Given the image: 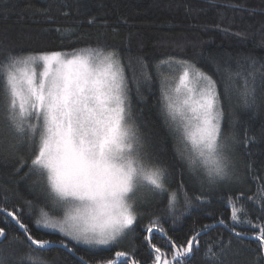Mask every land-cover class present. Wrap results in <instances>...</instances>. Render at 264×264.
Returning <instances> with one entry per match:
<instances>
[{"label": "snow or ice", "instance_id": "snow-or-ice-1", "mask_svg": "<svg viewBox=\"0 0 264 264\" xmlns=\"http://www.w3.org/2000/svg\"><path fill=\"white\" fill-rule=\"evenodd\" d=\"M245 64L243 72L229 69L228 79L242 81L237 91L244 107L251 109L258 106V80L264 85V62L248 57ZM128 66L116 50L100 46L7 52L0 58V103L5 130L13 141L10 148L27 146L30 165L24 175L35 174L43 180L59 214L33 201L26 204L29 209L38 208L34 220L38 230L60 236L57 243L34 235L21 217V209L0 204V215L10 217L24 237L8 238L5 228L0 227V264H52L45 253L53 247L75 256L79 251L113 249L125 239L138 240L141 248L148 249L150 264H185L194 249L200 250L202 233L215 227L203 225L179 244L167 236L162 217L171 214L175 222L193 200H202V195H189L183 180L173 190L167 183L169 169L156 161L155 153L145 151L144 138L132 118ZM154 67L161 76L162 114L178 137L177 153L198 176L201 188L231 183L234 178L241 182L230 155V138L222 128L224 112L217 82L187 59L168 57ZM138 73L132 78L137 83L140 78L152 79V68L143 61H139ZM245 141L253 143L255 137L249 140L245 135ZM20 161L23 167L25 158L21 156ZM249 178L259 181L254 191H237L225 197L230 215L227 221L221 217L217 224L230 236L218 233L205 244L203 264H231L232 236L255 242L256 247L250 243L244 249L252 257L249 264H264V178L255 174ZM145 188L166 194L167 207L161 214L148 213L147 222H141L137 203ZM249 203L259 207L255 219ZM157 234L166 241L167 250L154 243ZM21 244H26V252H19ZM79 260L89 264L83 255ZM98 264L141 261L133 244L129 251L116 250L114 258L101 259Z\"/></svg>", "mask_w": 264, "mask_h": 264}, {"label": "trees", "instance_id": "trees-1", "mask_svg": "<svg viewBox=\"0 0 264 264\" xmlns=\"http://www.w3.org/2000/svg\"><path fill=\"white\" fill-rule=\"evenodd\" d=\"M97 46L116 50L126 66L131 61L126 76L131 89L132 118L144 138L145 151L155 153L156 161L169 169L171 176L167 183L175 190L183 180L189 195H202V200H193L191 207L175 222L171 214L162 219L167 236L178 244L201 226L215 225L202 233L200 250L194 249L185 262L203 264L201 254L205 244L214 240L218 233L225 238L230 236L217 224L221 217L227 221L230 215L225 197L237 191H254L259 181L250 179L251 174L264 178V85L258 80V106L249 109L244 107L237 91L242 81L236 79L233 83L228 79L229 69L233 72L247 69L245 60L248 57L264 62V0H0V58L7 52L26 54ZM168 57L191 61L217 82L224 112L222 128L230 138V155L236 177L241 182L234 178L231 183L205 184L201 188L198 176L188 170L178 155V137L162 114L161 76L154 67ZM139 61L152 68L151 80L140 78L137 83L132 79L139 75ZM167 71L165 68V74ZM245 135L249 140L255 137V142L247 143ZM11 143L0 103V204L6 202L10 209H21L20 215L34 235L58 243L59 234L47 235V230L36 228L34 220L38 208L29 209L26 201H33L34 205L44 206L53 213L59 214L58 210L53 208L43 180L35 174L24 175L30 165L27 146L21 144L12 150ZM21 156L26 161L23 167ZM142 192L145 193L137 203V210L141 213L139 220L147 222L148 213L164 212L167 195L154 194L148 189ZM248 208L255 219L259 214L258 205L249 203ZM0 227L5 228L8 238L18 235L24 240L10 217L0 215ZM231 239V264H249L252 257L244 249L250 243L256 247V243L235 236ZM123 242L124 251L136 244L141 264H150L148 249L141 248L138 240L125 239ZM4 243L7 244V239ZM154 243L167 250V243L159 234ZM17 247L20 253L27 251L26 244ZM115 250L93 249L79 251L73 256L57 246L45 255L52 264H80L81 255L89 264L93 260L98 264L101 259L114 258Z\"/></svg>", "mask_w": 264, "mask_h": 264}, {"label": "rangeland", "instance_id": "rangeland-1", "mask_svg": "<svg viewBox=\"0 0 264 264\" xmlns=\"http://www.w3.org/2000/svg\"><path fill=\"white\" fill-rule=\"evenodd\" d=\"M145 189H147V188H145ZM145 189H142V190H145ZM145 192H147V191H145ZM145 192H143V194H144ZM143 196H144V195H143ZM54 214H57V213H54ZM123 246H124V242L121 241L120 244H119L118 246H116L115 248H116V250H122V251H124V250L122 249ZM116 250H115V251H116Z\"/></svg>", "mask_w": 264, "mask_h": 264}]
</instances>
